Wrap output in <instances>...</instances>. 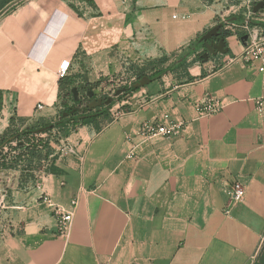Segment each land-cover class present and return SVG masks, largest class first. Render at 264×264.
I'll list each match as a JSON object with an SVG mask.
<instances>
[{
    "label": "crops",
    "instance_id": "1",
    "mask_svg": "<svg viewBox=\"0 0 264 264\" xmlns=\"http://www.w3.org/2000/svg\"><path fill=\"white\" fill-rule=\"evenodd\" d=\"M75 1L24 0L0 18V133L12 116H57L65 60L90 82L132 65L174 68L129 92L105 126L70 132L59 173L10 195L0 173V200L18 203L0 264H252L264 245L262 63H246L229 35L228 53L196 60L229 0ZM207 99L223 106L200 116ZM169 120L183 122L180 134L140 135ZM234 182L246 195L228 208ZM56 206L74 210L67 238Z\"/></svg>",
    "mask_w": 264,
    "mask_h": 264
},
{
    "label": "trees",
    "instance_id": "2",
    "mask_svg": "<svg viewBox=\"0 0 264 264\" xmlns=\"http://www.w3.org/2000/svg\"><path fill=\"white\" fill-rule=\"evenodd\" d=\"M13 0H4L0 3V11ZM88 5H93V0H83ZM208 2H213L214 0H206ZM74 8H77L74 3H71ZM202 37V36H201ZM199 37L196 41V44H203V41ZM201 58V53L197 54V58ZM173 66H170L164 72L155 71L152 74L148 75L152 78H158L163 73L173 69ZM145 75L138 76L137 80H140ZM74 76H67L61 80L60 85V94L58 96V107L59 111L56 116L55 121L47 122L41 126H30L26 127L23 130L10 132L11 124L15 122H24L26 119L18 118L12 116L10 118L9 127L2 133H0V173L2 174L1 180L4 182L2 186L11 193V190L14 187L17 188H27V178L30 176L25 174L26 171L35 169L37 166H41L42 160L47 159L50 161L49 171L50 173L57 174L60 172V168L56 164L58 159V154L55 153L54 149L51 147L50 143L46 139L38 138L39 129H44L43 132L51 133L55 128L64 127L68 122L72 123L73 126H79L87 123H96L98 118L105 115L106 112L102 110L105 106H110L111 104H105L96 107L89 108L88 104L92 99L87 97L86 89L89 88L88 84L75 83L73 81ZM133 83L130 87L126 88L129 92L137 90L138 88L134 87ZM77 85L80 90L81 97L79 100H75L73 93L71 91L72 87ZM61 107V108H60ZM3 108V91L0 90V114ZM37 119V118H36ZM32 121L35 119H31ZM30 121V120H26ZM16 142V146L13 147L12 143ZM12 150L18 151L17 154H13ZM22 166L23 173L20 176H12L14 172L6 171H16ZM6 179V180H5ZM257 259L254 264H264V245L262 246L260 252L258 253Z\"/></svg>",
    "mask_w": 264,
    "mask_h": 264
},
{
    "label": "rangeland",
    "instance_id": "3",
    "mask_svg": "<svg viewBox=\"0 0 264 264\" xmlns=\"http://www.w3.org/2000/svg\"><path fill=\"white\" fill-rule=\"evenodd\" d=\"M4 0H0V3ZM24 0H13L10 3H8L1 11H0V18L8 13L11 9H13L15 6L19 5ZM264 0H229L226 4V7L223 9L222 14L218 17V23H224L225 26H227L226 31L228 32L227 35L229 36H235L237 39H241V30L238 27V25L247 18V16H250V18L258 19H264V8L259 10L258 12L254 11V6L258 3ZM75 0H73V3L75 4ZM255 14H252V13ZM204 46V44H203ZM204 48V47H203ZM199 49V48H198ZM196 60L202 61L200 57H198ZM157 63H147L144 65H132L130 70L126 72H119L112 74L105 78H100L96 82H90L88 79L82 75V74H74L75 83H83L88 84L89 88H92L95 91V96L93 99L96 98H103V100H107L108 98H112V101L110 106H105L102 108L106 112L105 115L101 116L99 120H97V124L100 125V127L105 126L110 116L108 117V114H110L109 109L114 108L117 109L119 106L122 107V102L127 100L130 96L129 91L125 90L119 95H116V91L122 88H128L130 86V82L133 77L145 75L148 76L154 72V69L156 68ZM186 66V65H185ZM77 86V85H74ZM73 86V87H74ZM87 91V89H86ZM112 116V113H111ZM113 119V117H111ZM55 118H44L39 117L35 120L30 121H24L22 122H15L11 124L10 132H16L25 129L26 127L30 126H41L44 123H49L55 121ZM64 127H58L55 128L51 133L43 132L42 129L38 130V134L36 137L46 139L49 141L51 147L54 149L55 153L58 154V157L62 153V149L65 146V138L70 132H74L79 126H73L72 123L68 122ZM12 146H16V142L12 143ZM13 154H17L18 151L12 150ZM49 164L50 161L47 159L42 160L41 166L35 167V169H31L29 171H26L25 174L28 173L30 175L27 180V187L36 185L38 182L42 180L44 176H46L49 171ZM6 172H16L18 176H20L23 173L22 166L16 171H6ZM21 189V188H19ZM25 189V188H24ZM10 195V193H9ZM18 203L15 201V198L5 199L4 202L0 200V244L1 241L4 240L9 234H12L13 232L17 231L18 227L15 223V210L18 208ZM257 258H255L256 260ZM254 260V262H255ZM254 262L252 264H254Z\"/></svg>",
    "mask_w": 264,
    "mask_h": 264
},
{
    "label": "built area",
    "instance_id": "4",
    "mask_svg": "<svg viewBox=\"0 0 264 264\" xmlns=\"http://www.w3.org/2000/svg\"><path fill=\"white\" fill-rule=\"evenodd\" d=\"M252 14H255L254 12ZM261 15L264 13H260ZM224 26L225 24L222 23ZM238 27L241 30V36L244 34L248 35L244 43V51L241 55V58L250 65H255V62L261 61V66L259 69L264 71V19L250 18L247 16L244 21H242ZM227 29V26H225ZM71 61L65 60L62 62L59 70L58 77L60 80L66 78L70 74ZM137 77H133L130 86L137 82ZM129 86V87H130ZM59 102V100H58ZM263 102V101H262ZM260 102V104H262ZM223 106L222 102L215 100L207 99L201 104H198L197 110L200 116H210L218 112ZM44 108V104H38L36 107L37 111H41ZM61 108V107H60ZM113 120L119 117L122 114L121 107H118L114 111L111 110ZM168 118V116H165ZM183 127V122L169 120L167 123L163 122H150L145 123L140 130V135L144 140H150L157 137H172L178 135L181 132ZM228 193L230 196V208L233 204L242 201L246 195V188L239 182H234L228 188ZM76 203V202H74ZM55 212L57 214V233L59 236L67 238L70 235L73 219H74V210L66 211L63 210L60 206H56ZM111 264V263H105Z\"/></svg>",
    "mask_w": 264,
    "mask_h": 264
},
{
    "label": "water",
    "instance_id": "5",
    "mask_svg": "<svg viewBox=\"0 0 264 264\" xmlns=\"http://www.w3.org/2000/svg\"><path fill=\"white\" fill-rule=\"evenodd\" d=\"M262 8H264V1L258 2L254 6V11L258 12ZM222 26H223L222 23H218L215 26H213L212 28H210L205 34L202 35L201 40L205 41L206 47L208 49V51H206L203 54V61H207L211 54L217 55V54L228 53L229 47L227 46V41L225 38H221L218 42H215V38L220 36V31H221ZM247 38H248L247 34H244L243 36H241L242 42L245 43ZM151 81H152V79L149 76H144L143 78H141L140 80L135 82L134 87L135 88L143 87V86L149 84ZM125 89L126 88H122V89L117 90L116 95H119L120 93L125 91ZM71 91L73 93L74 99L79 100L81 97L79 88L77 86H74V87H72ZM86 95H87V97L92 99L91 102H89V104H88L89 108H92V109L102 105L103 103L109 104L112 101V98H108L107 100H103V98L93 99L95 96V91L92 88L87 89ZM44 129L45 128H43L41 131H43Z\"/></svg>",
    "mask_w": 264,
    "mask_h": 264
},
{
    "label": "flooded vegetation",
    "instance_id": "6",
    "mask_svg": "<svg viewBox=\"0 0 264 264\" xmlns=\"http://www.w3.org/2000/svg\"><path fill=\"white\" fill-rule=\"evenodd\" d=\"M227 31H226V28L225 26L223 25L222 28H221V31H220V36L215 38V42H218L221 38H227ZM203 44H204V49L201 53V59H203V54L208 51L207 47H206V44H205V41H203ZM212 56V54L210 55V57Z\"/></svg>",
    "mask_w": 264,
    "mask_h": 264
}]
</instances>
